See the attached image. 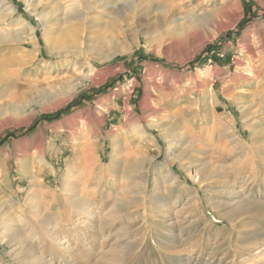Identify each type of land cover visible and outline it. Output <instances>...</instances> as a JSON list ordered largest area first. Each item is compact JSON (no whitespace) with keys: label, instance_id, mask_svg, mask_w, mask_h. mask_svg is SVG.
<instances>
[{"label":"rangeland","instance_id":"1","mask_svg":"<svg viewBox=\"0 0 264 264\" xmlns=\"http://www.w3.org/2000/svg\"><path fill=\"white\" fill-rule=\"evenodd\" d=\"M66 1L0 0V264H264V0H80L68 65Z\"/></svg>","mask_w":264,"mask_h":264},{"label":"bare ground","instance_id":"2","mask_svg":"<svg viewBox=\"0 0 264 264\" xmlns=\"http://www.w3.org/2000/svg\"><path fill=\"white\" fill-rule=\"evenodd\" d=\"M85 1V0H84ZM151 1V0H150ZM41 2V1H40ZM80 0H68L66 1V4H64L63 7L62 6V9H61V18L59 16H56V20L60 19L63 23H65V26H61L60 28L58 29H54L52 30L51 32V35H49V33L47 32H44V40L47 44V49L50 50V51H53L55 50V48L59 47V49H62V51L58 52V53H55V54H59V56L61 55L62 58H64L63 60L67 63L65 65H68L69 64V61L67 59V54H77L78 52L72 48L73 45L76 41L75 39V35H76V28L74 25H72L69 21H77V20H80L82 18V14L80 12L82 11H78L76 8H78L79 6H81L79 4ZM228 4H232V5H236V1L235 0H228L226 1ZM39 3V2H38ZM65 3V2H64ZM86 4V3H85ZM95 6V5H94ZM91 7V6H90ZM89 6H85V9L88 10L90 8ZM93 7V6H92ZM88 8V9H87ZM105 8V7H104ZM227 7L225 6L224 7V10L226 9ZM55 11V10H54ZM52 11V12H54ZM97 12V11H96ZM46 17L48 18V21L47 19H45V22L48 23L51 18L49 16V14L46 15ZM45 23V28L47 27V24ZM71 24V25H70ZM46 31V30H45ZM16 32V31H15ZM11 33V32H10ZM3 34V33H2ZM1 34V36H2ZM32 35V34H31ZM0 36V37H1ZM11 36V35H10ZM18 33L16 35L15 34H12L11 38L13 37L14 41H19L21 42L22 39H19L18 37ZM20 36V35H19ZM9 37V36H8ZM30 44L33 45V50L35 53H34V56L31 55L32 57H35V55L37 54L38 50H36V43L33 39V35L32 37L30 38ZM4 40V39H3ZM8 40V39H6ZM1 41V40H0ZM71 45H72V48H71ZM69 48H71L72 50H69ZM52 54V53H51ZM55 54H52V56H55ZM2 64V63H1ZM54 64V63H53ZM55 67V66H54ZM53 66H51V63L47 64V70H52L54 68ZM22 68V67H21ZM38 72V71H37ZM1 73V72H0ZM44 73V72H43ZM90 75V74H89ZM2 78V77H1ZM0 78V93L1 91L4 89V87H2V82L4 81V79H1ZM68 83L70 82L67 81ZM6 84V83H5ZM47 84V83H45ZM50 84V83H49ZM54 86V87H53ZM52 88H50V92L48 93H53L54 91H56L55 89V85H51ZM46 88H44V91H45ZM47 89H49V86L47 87ZM52 90V91H51ZM43 91V90H42ZM43 91V94H45L46 92ZM49 91V90H48ZM204 100V99H203ZM132 130L133 132H137V133H141V130L139 128V125L136 123V122H132ZM142 135V134H141ZM139 137V136H138ZM41 162V161H40ZM144 165L143 162H141V167ZM69 169V168H68ZM69 171V170H68ZM31 178V177H30ZM33 178V176H32ZM35 186L36 184L33 183ZM32 186V187H33ZM156 190V189H155ZM238 196V195H237ZM146 198V199H145ZM157 197L156 195H154V193H151L149 195H143L141 197V200L142 202L144 201H147L149 202V204H154V202L157 200ZM1 199V198H0ZM136 199V198H135ZM134 199V200H135ZM121 202V201H120ZM238 202V201H237ZM1 204V203H0ZM156 204V202H155ZM89 207H86L84 206L81 211H79L77 214H76V221H78L84 214L85 210H88ZM86 213V212H85ZM12 219V218H11ZM10 220V219H9ZM0 229H3L4 231V237L6 235H11L9 237L6 238V241L8 240V243H11V250L13 251H16V250H20L19 252H23V253H27L28 251L32 250V245H30L29 243L25 244V245H22V246H17L14 238H17L18 235H16V233H18V230L16 227H11L10 225L8 226V223L5 221H0ZM2 232V233H3ZM6 232V233H5ZM6 234V235H5ZM45 234L48 236V238L55 243L56 246H61V243H60V240L61 238H59L58 236V233L56 232V230H49V229H45ZM2 235V234H1ZM82 238V237H81ZM23 242V241H21ZM62 242V241H61ZM19 245V244H18ZM10 246V245H9ZM110 253V252H109ZM16 254V253H15ZM19 254V253H18ZM106 254V253H105ZM17 255V254H16ZM27 257V256H26ZM190 256L187 255L185 256L184 258L181 259V263L183 264H188L191 260V258H189ZM33 258V257H32ZM30 260V261H28ZM27 261H25L24 264H34V263H37V264H48L46 260H44L41 256L39 255H36L32 260L31 259H28ZM207 264V263H206Z\"/></svg>","mask_w":264,"mask_h":264},{"label":"trees","instance_id":"3","mask_svg":"<svg viewBox=\"0 0 264 264\" xmlns=\"http://www.w3.org/2000/svg\"><path fill=\"white\" fill-rule=\"evenodd\" d=\"M207 51H208V50H207ZM202 61H204V58H201L200 56L197 57V58L194 60V62H193V63H194L193 66L200 65ZM198 62H199V63H198ZM71 106H72V105H71ZM71 106H69V107H71ZM64 111H65V110L58 111L57 113H55V114H53V115H41V116L39 117V119H44V120H46V121H53V120H56L57 117H58L60 114H62ZM36 125H37V123L35 122V124H33V126H32L30 129L34 128ZM30 129H29V130H30ZM9 136H14V134H13V133H6V135L4 136V138L0 139V145H1V143L4 142L7 138H9Z\"/></svg>","mask_w":264,"mask_h":264}]
</instances>
